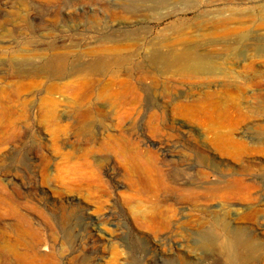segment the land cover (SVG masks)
I'll return each mask as SVG.
<instances>
[{
    "label": "rangeland",
    "instance_id": "obj_1",
    "mask_svg": "<svg viewBox=\"0 0 264 264\" xmlns=\"http://www.w3.org/2000/svg\"><path fill=\"white\" fill-rule=\"evenodd\" d=\"M134 1L0 0V248L33 264H231L226 226L264 264V0ZM174 49L210 69L150 63ZM58 56L104 72L28 74Z\"/></svg>",
    "mask_w": 264,
    "mask_h": 264
},
{
    "label": "bare ground",
    "instance_id": "obj_2",
    "mask_svg": "<svg viewBox=\"0 0 264 264\" xmlns=\"http://www.w3.org/2000/svg\"><path fill=\"white\" fill-rule=\"evenodd\" d=\"M136 2H139L141 4L148 3V4H155V5H163L165 3H168L169 0H135L134 3ZM122 7L128 8V4L124 2L122 3ZM149 61L150 63H153V64L176 62L180 64L182 67L192 69V70L210 69L208 62L205 58H202V56L200 55H194L192 52L188 50H180V49L167 50V51L155 50L150 54ZM66 64H67V61L65 57H62V56L61 57L60 56L51 57L43 61V63L39 64L37 67L31 68L28 71V74L44 75L51 79H62V78L70 76L71 74H78V73L86 74L88 77L93 78L96 76H100L104 72L103 67H102L103 66L102 60H94V61L88 62L82 66L77 67L75 71L70 72V74L69 72L66 71ZM121 67H122V64H121ZM136 67H139V66H136ZM20 74H22L21 71H18L16 73L17 76H19ZM84 85H85L84 87L86 91L91 90L92 87L94 86L93 79H89V78L85 79ZM87 117H88L87 114H82L80 116V120H84ZM161 216L163 217V215ZM224 228L228 233V240L226 241V244H224L223 248L226 250V254L228 257L227 259L229 263L231 264L250 263L252 260V255L256 250V247L254 246V242L251 239L245 237L242 233L238 231L229 230L226 226ZM214 244L215 243H214V238L212 234L204 233V235L201 236V239L199 243L197 244V246L198 248L203 249L205 251H212L215 249ZM0 255L2 257L4 256V258L13 257L15 261L21 264H33L34 263L33 261L29 260V258L26 255L19 254L14 251L8 254L4 248H0ZM4 261L6 262L7 260H4Z\"/></svg>",
    "mask_w": 264,
    "mask_h": 264
}]
</instances>
